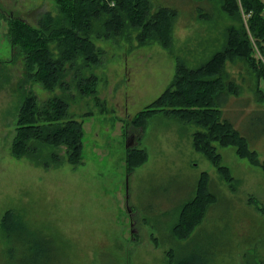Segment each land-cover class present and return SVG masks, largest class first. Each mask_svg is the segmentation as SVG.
Segmentation results:
<instances>
[{
	"label": "rangeland",
	"instance_id": "1",
	"mask_svg": "<svg viewBox=\"0 0 264 264\" xmlns=\"http://www.w3.org/2000/svg\"><path fill=\"white\" fill-rule=\"evenodd\" d=\"M62 3L0 0V221L8 209L24 214L31 228L54 238L60 249L52 256L59 264H164L168 250L182 242L170 232L178 215L172 211L174 201L188 195L201 172H207L218 201L192 234L197 232L213 252L209 264H264V115L259 113L264 110V80L258 76L264 70V36L258 39L250 32L248 15L241 9L230 16L223 10L225 0H148L144 21L165 16L169 46L157 31L146 36L143 25L131 21L120 34L107 36L99 35L103 25L97 23L99 31L90 38L98 64L78 53L66 62L69 89L28 84L39 101L53 95L67 99L70 114L83 122L80 164L65 161L44 169L10 150L24 65L7 30L14 16L34 26L37 9L56 14ZM160 6L177 13L156 15ZM234 26L247 33L252 55L228 61L222 71L234 86L230 104L236 108L225 111L220 98L216 105L246 132L260 165L240 158L235 146L214 142L221 164L234 177L229 181L194 149L192 133L202 128L159 112L141 130L136 116L169 87L178 61L190 69L200 67L227 44L228 29ZM49 46L55 58L64 48L57 40ZM92 74L98 78L96 94L81 95L77 79ZM131 136L132 146L144 149L147 159L127 174L126 141ZM55 150L65 155L64 146ZM4 249L0 234V264H9Z\"/></svg>",
	"mask_w": 264,
	"mask_h": 264
},
{
	"label": "trees",
	"instance_id": "2",
	"mask_svg": "<svg viewBox=\"0 0 264 264\" xmlns=\"http://www.w3.org/2000/svg\"><path fill=\"white\" fill-rule=\"evenodd\" d=\"M68 1L63 0L56 14L37 9L32 19L34 26L14 16L9 20L7 30L11 45L23 55L24 65L23 76L17 84V126L10 150L14 157H25L44 169L57 167L65 161L73 166L80 164L83 122L70 114L67 99L53 95L39 101L28 84L39 83L50 91L55 87L69 89L70 85L64 79L67 60H72L80 53L86 62L98 64L100 59L95 50L96 45L90 38V35L99 31L97 23L102 22L103 25V32L99 35L107 36L120 34L125 22L131 21L134 26L143 25L146 36L153 30L157 31L163 44L169 46L166 43L169 29L165 26L169 21L160 14H166L167 11L177 13L173 7L160 6L156 13L160 15L158 21H144L146 14L143 13L148 9V0H75L73 4ZM241 9L248 15L250 32L258 39L264 36V17L261 14L264 2L240 0L238 3V0H225L223 5V10L233 17L241 14ZM55 40L59 46H64L56 58L49 46ZM251 55L252 45L247 33L239 31L236 26L230 27L227 44L215 51L200 67L190 69L182 61L176 63L172 83L145 109L139 111L136 124L143 130L148 119L160 112L176 117L184 124L202 128L192 133L194 149L202 152L229 181L234 177L229 168L221 164V155L214 142L220 146L233 145L240 158H245L252 165H260L258 153L250 147L246 132L225 118L227 115L223 116L222 108L216 105V100L220 98L225 111L236 108V105L230 104L235 100L230 99L234 86L223 78L222 71L228 61L250 59ZM258 76L264 80V70ZM97 83V76L92 74L77 79L75 86L81 95H94ZM259 113L264 115V110ZM235 123L238 125L237 121ZM60 146L65 147V155L55 150ZM127 149L126 169L127 174H130L146 161L147 155L144 149L136 146ZM210 184L208 173L201 172L192 191L174 201L172 211H178V215L170 232L173 238L182 242H177L174 248L168 250L169 257H166L164 264H209L213 252L203 244L197 232H192L207 210L218 201ZM0 234L9 264H59V258L52 256L60 249L54 238L31 228L24 214L8 209L0 221Z\"/></svg>",
	"mask_w": 264,
	"mask_h": 264
},
{
	"label": "water",
	"instance_id": "3",
	"mask_svg": "<svg viewBox=\"0 0 264 264\" xmlns=\"http://www.w3.org/2000/svg\"><path fill=\"white\" fill-rule=\"evenodd\" d=\"M134 144H135V140H134V137L133 136H131V138L130 137L127 138L126 147H130V146H132Z\"/></svg>",
	"mask_w": 264,
	"mask_h": 264
}]
</instances>
